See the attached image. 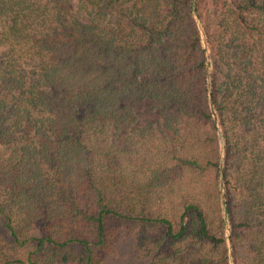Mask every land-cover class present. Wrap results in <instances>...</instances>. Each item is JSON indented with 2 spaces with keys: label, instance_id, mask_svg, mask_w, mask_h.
I'll use <instances>...</instances> for the list:
<instances>
[{
  "label": "trees",
  "instance_id": "1",
  "mask_svg": "<svg viewBox=\"0 0 264 264\" xmlns=\"http://www.w3.org/2000/svg\"><path fill=\"white\" fill-rule=\"evenodd\" d=\"M121 232L264 264V0H0V264H111Z\"/></svg>",
  "mask_w": 264,
  "mask_h": 264
},
{
  "label": "rangeland",
  "instance_id": "2",
  "mask_svg": "<svg viewBox=\"0 0 264 264\" xmlns=\"http://www.w3.org/2000/svg\"><path fill=\"white\" fill-rule=\"evenodd\" d=\"M129 238L124 232L119 234L117 256H111V264H140L130 252Z\"/></svg>",
  "mask_w": 264,
  "mask_h": 264
},
{
  "label": "water",
  "instance_id": "3",
  "mask_svg": "<svg viewBox=\"0 0 264 264\" xmlns=\"http://www.w3.org/2000/svg\"><path fill=\"white\" fill-rule=\"evenodd\" d=\"M228 233V232H227ZM227 240H228V244H229V236L227 235Z\"/></svg>",
  "mask_w": 264,
  "mask_h": 264
}]
</instances>
